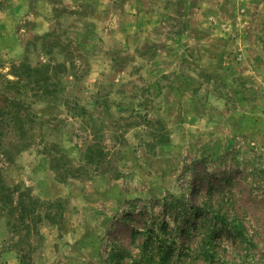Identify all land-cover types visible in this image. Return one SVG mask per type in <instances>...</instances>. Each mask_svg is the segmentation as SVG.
<instances>
[{
    "label": "rangeland",
    "instance_id": "rangeland-1",
    "mask_svg": "<svg viewBox=\"0 0 264 264\" xmlns=\"http://www.w3.org/2000/svg\"><path fill=\"white\" fill-rule=\"evenodd\" d=\"M0 180V264H264V0H0Z\"/></svg>",
    "mask_w": 264,
    "mask_h": 264
},
{
    "label": "trees",
    "instance_id": "trees-1",
    "mask_svg": "<svg viewBox=\"0 0 264 264\" xmlns=\"http://www.w3.org/2000/svg\"><path fill=\"white\" fill-rule=\"evenodd\" d=\"M35 71L38 72V69H36ZM7 85H11L12 89L17 90L15 86L18 85V83H13V82L8 81ZM16 189L17 188L10 189V188L5 187L3 181L0 180V204L5 205V206H10V208H12V205H14V202L11 200L10 195L14 194L13 192H15ZM16 206L19 208H23L25 205L22 204V202L19 200L17 201Z\"/></svg>",
    "mask_w": 264,
    "mask_h": 264
}]
</instances>
